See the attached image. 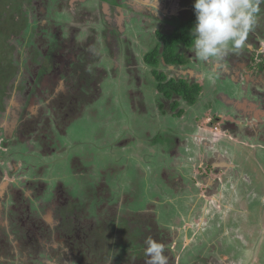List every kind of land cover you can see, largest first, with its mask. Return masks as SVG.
I'll return each instance as SVG.
<instances>
[{
    "label": "flooded vegetation",
    "instance_id": "1",
    "mask_svg": "<svg viewBox=\"0 0 264 264\" xmlns=\"http://www.w3.org/2000/svg\"><path fill=\"white\" fill-rule=\"evenodd\" d=\"M4 1L0 264L146 258L118 213L168 264H264V4L215 63L195 0Z\"/></svg>",
    "mask_w": 264,
    "mask_h": 264
},
{
    "label": "clouds",
    "instance_id": "2",
    "mask_svg": "<svg viewBox=\"0 0 264 264\" xmlns=\"http://www.w3.org/2000/svg\"><path fill=\"white\" fill-rule=\"evenodd\" d=\"M261 4L264 0H195L192 53L204 62L219 63L230 50L243 48ZM145 245V264H168L162 242L149 236Z\"/></svg>",
    "mask_w": 264,
    "mask_h": 264
},
{
    "label": "trees",
    "instance_id": "3",
    "mask_svg": "<svg viewBox=\"0 0 264 264\" xmlns=\"http://www.w3.org/2000/svg\"><path fill=\"white\" fill-rule=\"evenodd\" d=\"M0 5L2 7H4L7 4H6V2L4 0H0ZM195 20H196V17H195V13H194V21ZM192 25L193 24H189V28H191ZM5 80H6V75H5L3 66H2V64L0 62V81L2 82V81H5ZM2 114H3V112L1 113V116H2ZM4 117H6V116L4 115L3 118ZM3 118H2V120H4ZM131 208L137 212L138 209H143L144 207L143 206L142 207L140 206V207H136L135 209L133 207H131ZM124 214L127 215V217H130L131 219L124 218L123 215H122V213H118L116 216H114V217H117V218H121L120 219L121 220L120 222H122L123 226L126 229V234L123 233V235H121V236H123V239H124V243H123L124 245L127 244V242L130 241L131 239H140L141 241H143V239L146 240L149 236H151L154 239L158 240V236L159 235H157V233L152 232V230H151L152 228H159L158 226L157 227L156 226H154V227L151 226L152 227L151 228L147 224V226L144 227V226H142L140 224V221L138 220V218L136 217V215L134 217L133 214H128V213H124ZM111 230H113V228ZM149 232H150L151 235L149 234ZM112 236H113V234L111 233V237ZM98 259H99V257H98ZM146 259H147V257L144 258V259L143 258L142 259L141 258H136V259L135 258H132L130 262L133 263V264H145Z\"/></svg>",
    "mask_w": 264,
    "mask_h": 264
},
{
    "label": "rangeland",
    "instance_id": "4",
    "mask_svg": "<svg viewBox=\"0 0 264 264\" xmlns=\"http://www.w3.org/2000/svg\"><path fill=\"white\" fill-rule=\"evenodd\" d=\"M84 126H81L80 128H78V130H77V132H76V134L77 135H80L81 137L83 136V134H84ZM54 161H55V159H53ZM34 161H35V163H37V164H39L40 163V165H41V162H40V160L38 161V160H35L34 159ZM54 164V162H52V163H50L49 165H53ZM52 168H53V170H54V172H51L50 174H48V176H47V179L51 182L49 185H52V186H55V181H56V178H58L59 177V166H55V165H53V166H51ZM62 167L64 168V169H67V167H68V164H63L62 165ZM66 175L67 176H72L71 175V173H70V170H66ZM1 180V179H0ZM3 180V179H2ZM5 182V181H4ZM68 182H70V181H68ZM4 183H0V192H2L3 190H6V192H8V191H10L8 188H6L5 186L3 187L2 185H3ZM129 188L131 187V185L130 184H128L127 185ZM2 190V191H1ZM3 193H4V191H3ZM9 193V192H8ZM122 194H123V192H121ZM5 194V193H4ZM128 197H130V195L129 194H126L125 196L123 195L122 196V199H121V205H122V203L123 202H125V201H127V199H128ZM128 211H130V209H128Z\"/></svg>",
    "mask_w": 264,
    "mask_h": 264
}]
</instances>
